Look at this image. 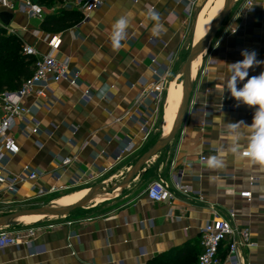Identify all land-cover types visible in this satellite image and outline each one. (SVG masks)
I'll return each mask as SVG.
<instances>
[{
	"label": "crops",
	"instance_id": "0c3cea01",
	"mask_svg": "<svg viewBox=\"0 0 264 264\" xmlns=\"http://www.w3.org/2000/svg\"><path fill=\"white\" fill-rule=\"evenodd\" d=\"M251 1L253 8L247 12L246 0H232L221 29L191 66L188 111L167 147L121 189L96 193L78 217L55 219L59 227L0 250V264H193L201 253L200 229L215 217L228 220L230 212L233 226L248 230L256 245L239 248L238 261L264 264V171L231 155L223 169H209L200 161L225 143L219 138L224 128L217 116L223 114L224 123L251 124L253 119V108L237 107L230 93L222 98L218 91H227L229 76L218 61H240L245 49L264 61V0ZM220 7L223 0H104L88 15L81 12L80 23L57 34L44 33L42 20L0 9L12 16L6 27L13 34L6 31L7 35L67 62L79 78L76 87L62 81L51 84L45 97L24 101L39 121V131L29 134L30 125L16 123L12 134L20 152L0 158V165L9 178L22 179L25 167L39 176L35 181L21 180L13 197L51 205L59 194L77 191L69 195L81 193L80 201L95 185L122 183L139 158L164 138L177 115L182 101L180 59L199 42L196 36L211 27ZM149 10L160 15L158 35L153 33L157 22L148 18ZM120 17L128 19V28L122 47L114 50L110 35ZM230 28L236 32L227 34ZM165 70L169 73L163 105L157 112L149 102L136 105L141 91ZM261 72L264 63L249 69V77ZM66 157L73 162L64 168L61 161ZM84 181L91 183L48 193L52 187ZM153 181L169 188L179 181L188 194L176 193L171 204L151 202L144 191ZM244 191L251 193V199L239 197ZM9 196L0 188V210ZM26 219L29 224L31 219ZM228 246L229 241L222 244L220 258Z\"/></svg>",
	"mask_w": 264,
	"mask_h": 264
},
{
	"label": "built area",
	"instance_id": "2783aa9c",
	"mask_svg": "<svg viewBox=\"0 0 264 264\" xmlns=\"http://www.w3.org/2000/svg\"><path fill=\"white\" fill-rule=\"evenodd\" d=\"M81 12L88 15L90 12L97 10L102 6L104 0H83ZM244 7L247 12L253 8L251 0H246ZM0 9L13 13L20 11L28 17L43 20L45 17L43 6L37 0H0ZM189 16V12L187 11ZM0 29L13 34L7 30L0 22ZM236 29L230 28L227 34H234ZM53 45L51 44V47ZM22 53L33 60V73L22 83L21 87L14 91H0V158H10L16 156L19 152V145L12 134V129L18 122L30 125L29 134H37L40 123L35 118L31 108L24 105L28 98L40 99L45 94L51 84L66 81L71 87H76L79 81L78 74L69 69L67 62L57 60L51 54H41L35 48L22 45ZM168 70L158 75L154 81L147 85L135 100L136 105H142L149 102L158 111L164 103V96L168 86ZM29 116V119L26 117ZM206 157H200V161L205 163ZM73 162V158H64L61 161L62 167H68ZM39 174L29 171L28 167L24 168L22 179L9 178L3 166L0 165V188L8 193H15L18 183L21 180L35 181ZM91 181L74 183L71 186L52 187L48 193L62 192L74 187L89 186ZM176 193L182 195L188 194V189L181 185L179 181H174L172 188L165 186L162 182L153 181L145 189L144 195L147 200L154 203L171 204L176 199ZM241 199H251V193L244 191L239 193ZM264 204V197L262 198ZM234 213H229V219L215 217L206 223L199 231L201 253L197 256L193 264H240L237 257L239 248H253L256 245L249 240V232L246 229H238L233 226L231 220ZM68 225H70L68 223ZM59 227V224L38 226L20 232L12 233L0 229V250L8 247H15L21 243L30 242L31 239L39 232L49 231ZM229 241L228 252L222 259L219 251L223 243Z\"/></svg>",
	"mask_w": 264,
	"mask_h": 264
},
{
	"label": "clouds",
	"instance_id": "9594fccd",
	"mask_svg": "<svg viewBox=\"0 0 264 264\" xmlns=\"http://www.w3.org/2000/svg\"><path fill=\"white\" fill-rule=\"evenodd\" d=\"M147 16L150 20L157 22L153 33L158 35L162 29L159 13L149 10ZM127 28L126 17H120L113 24L110 42L114 50L122 47L121 42L126 37ZM241 55L243 59L234 63L218 61L229 73L225 82L227 91L225 88H219L218 91L222 98L225 92L230 93L231 98L238 102L237 107L243 104L253 108V119L251 124H246L244 121L224 123L223 114L216 117V122L224 128L219 138L225 143L216 148L215 155L207 158L206 165L209 169H223L226 163L225 158L231 155L237 161L245 162L249 167L255 166L264 171V72L258 76L249 77V69L264 61L257 60L255 51L245 49L242 50Z\"/></svg>",
	"mask_w": 264,
	"mask_h": 264
},
{
	"label": "water",
	"instance_id": "95a60500",
	"mask_svg": "<svg viewBox=\"0 0 264 264\" xmlns=\"http://www.w3.org/2000/svg\"><path fill=\"white\" fill-rule=\"evenodd\" d=\"M231 2L232 0H223V7L220 13L213 21L209 31L195 46L191 48L181 67L180 74L182 76V101L170 133L167 137H164L163 139L155 143L139 158L137 163L132 167V169L129 171L128 175L126 176L124 181H122V183L114 187H107L104 184L95 185L89 189L88 194L85 197H83L77 203L68 207L52 208L45 205H38L20 211L8 213L0 217V229L13 225L16 219L23 216H44L46 219H58L68 217L75 210L83 208L88 203H90L96 193L100 191H104L106 193L113 192L127 185L146 162H148L158 152L164 150L179 132L188 111V101L190 95V68L192 62L208 47V45L212 42L216 34L221 29L223 22L229 12ZM11 18L12 16L8 13H0V22L5 27L8 25Z\"/></svg>",
	"mask_w": 264,
	"mask_h": 264
},
{
	"label": "trees",
	"instance_id": "16d2710c",
	"mask_svg": "<svg viewBox=\"0 0 264 264\" xmlns=\"http://www.w3.org/2000/svg\"><path fill=\"white\" fill-rule=\"evenodd\" d=\"M70 1L72 0H37L40 5L47 8L62 6ZM82 20L83 15L79 9L62 7L45 15L40 28L46 34H57L77 25ZM22 45L16 36L7 35L0 30V91L19 89L33 73V60L22 53ZM176 250L178 248L172 252Z\"/></svg>",
	"mask_w": 264,
	"mask_h": 264
},
{
	"label": "rangeland",
	"instance_id": "374dc122",
	"mask_svg": "<svg viewBox=\"0 0 264 264\" xmlns=\"http://www.w3.org/2000/svg\"><path fill=\"white\" fill-rule=\"evenodd\" d=\"M83 3H84L83 0H72L70 2L62 4V6L56 5V6L52 7V8H47V7L43 6V9H44V13L45 14L53 13V12L57 11L58 9H60L62 7L66 8V9L72 8V9L81 10ZM0 30L2 32H4L5 34H7L6 30H4V29H0ZM186 56L187 55H185V54L182 55V57L180 59V62H179L180 68H181V66L184 63V61L186 59ZM179 75H181V74L179 73ZM180 80L182 82V76H181ZM76 192L77 191H74V192H71V193H66V194L56 195L52 199V202L55 203L60 198H62L64 196H68L69 194H73V193H76ZM67 203L68 202H66V204H63L64 206L62 205L61 207H68V206L72 205V203H69V205ZM38 205H42L40 203V201H32V200H24V201H22V200H18V199L13 197V193H10V196H9L8 200L6 202H4V204L2 205L3 208L0 210V217L6 215L8 213H11V212L20 211V210H23V209H26V208H31V207L38 206ZM45 206L54 207L55 205L54 204H51V205L47 204ZM89 206H91V204H89V205L87 204L83 208L75 210L68 217L58 218V220L59 221H63L64 219L78 217L79 215H81V213H83L85 207H89ZM58 220L55 221V219H50V218L38 219L36 222L29 223V224H23L20 221H17V222L15 221V223L13 225L8 226L6 228H3L2 230L7 231V232L16 233V232H20L22 230H27V229L35 228V227H38V226H43L45 224H51L53 222H57Z\"/></svg>",
	"mask_w": 264,
	"mask_h": 264
},
{
	"label": "bare ground",
	"instance_id": "6f19581e",
	"mask_svg": "<svg viewBox=\"0 0 264 264\" xmlns=\"http://www.w3.org/2000/svg\"><path fill=\"white\" fill-rule=\"evenodd\" d=\"M221 9H222V7H220V8L217 9V11H216L215 14H214V17H217V15L220 13ZM201 17H202V16H200L199 19H200ZM198 22H199V20H198ZM209 28H210V27H208V28H207L206 30H204V31H201L200 34L198 35V32L201 30V27L198 25V26H197V30H196V35H198V36H196L195 41H196V42L200 41V40H201V39L207 34V32L209 31ZM201 55H202V53L198 56V58H197L196 60H194V61L192 62V65H191V66L196 65V63H197V61L200 59ZM178 79H179V77L176 78V80H178ZM174 82H175V81H174ZM173 84H175V83H173ZM180 105H181V102H180ZM179 108H180V106H179ZM176 116H177V115H176ZM176 116L170 121V125H169V128H168V131L165 133L164 137H167L168 134L170 133V131H171L172 127H173L174 121H175V119H176ZM116 193H117V192H115L114 194H111V195H109V196H107V197H103V198H100V199H96V203H97V202L99 203V202L106 201L107 199H109V198H111L112 196H114ZM82 196H83V195H82L81 193H79V194H75V195L64 196V197L60 198L59 200H57L55 203H53L55 206L52 207V208H57V205H58L59 203H63V202L77 203V202H78V198H80V197H82ZM96 196H97V195L95 194V196H94L93 198H95ZM60 208H64V207H60ZM26 218H30V219H31V220H30L31 222H29V223H33V222L37 221L38 219H46L44 216H23V217H20V218L16 219L15 221H16V222H17V221H20L21 223L28 224L27 221H29V220H27Z\"/></svg>",
	"mask_w": 264,
	"mask_h": 264
}]
</instances>
